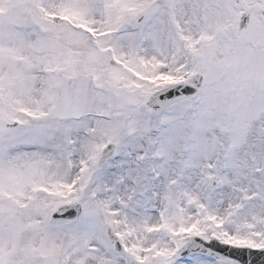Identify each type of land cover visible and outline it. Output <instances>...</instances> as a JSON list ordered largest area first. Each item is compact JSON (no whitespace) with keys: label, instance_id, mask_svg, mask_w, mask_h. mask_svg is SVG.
I'll return each mask as SVG.
<instances>
[{"label":"snow or ice","instance_id":"1","mask_svg":"<svg viewBox=\"0 0 264 264\" xmlns=\"http://www.w3.org/2000/svg\"><path fill=\"white\" fill-rule=\"evenodd\" d=\"M0 264H264V0H0Z\"/></svg>","mask_w":264,"mask_h":264}]
</instances>
